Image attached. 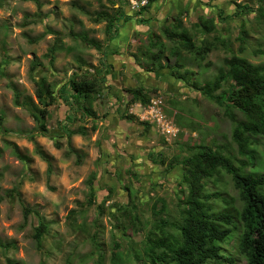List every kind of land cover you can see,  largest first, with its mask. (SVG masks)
<instances>
[{
    "label": "rangeland",
    "instance_id": "obj_1",
    "mask_svg": "<svg viewBox=\"0 0 264 264\" xmlns=\"http://www.w3.org/2000/svg\"><path fill=\"white\" fill-rule=\"evenodd\" d=\"M173 1L176 8L185 2ZM162 2L166 0H156L149 7L135 6L131 0H0V264L8 260L14 264H147L148 234L160 237L157 226L162 222L166 223L162 231L176 234L182 222L187 194L184 170L178 165L166 172L172 160L181 161L195 152L188 147L200 144L238 157L231 140L234 124L225 109L203 97L193 84L212 81L219 69H225L224 60L233 55L252 64L264 63V0H186V10L179 16L185 28L212 17L215 34H198L194 39L198 44L206 37L217 43L204 61L181 51L177 60L184 68L177 74L186 71L185 82L172 76L176 57L169 53L174 44L163 32L177 16L173 12L158 23L154 9ZM121 5L126 15L147 20L149 26L144 32L132 28L122 44L115 42L112 47L105 41V23L93 19L96 13L112 14ZM238 5L250 7L253 13L238 14ZM150 34L166 48L164 69L154 74L143 73L132 58L136 54L142 64L146 58L140 52L156 51L148 46ZM78 36L100 42L105 54ZM52 46L55 59L49 65ZM111 51L130 60L119 68L117 78L114 70H108ZM34 64L38 67L32 72ZM80 65L91 68L89 73L97 70L102 80L101 92L91 105L94 117L70 109L67 81ZM36 84L49 86L55 97L44 135L36 132L31 115L40 109ZM143 87L157 88L150 98L160 101L163 118L175 136L160 133L155 120L149 123L141 118L147 107H127L123 90ZM15 91L21 106L14 104ZM233 113L237 121L242 119ZM122 115L136 120L128 123ZM80 128L86 135L68 138L69 131ZM252 149L256 159L247 170L259 168L264 174V138H257ZM37 150L49 158L50 166ZM91 187L94 204L88 206ZM205 193L211 196L214 212L232 211L236 221L233 209H240L241 201L228 174L221 171L206 181ZM22 203L36 209L49 226L41 246L32 237L33 219H23ZM238 235L239 226L222 244V255L233 258L234 264H245L236 253ZM113 252L119 255L117 261Z\"/></svg>",
    "mask_w": 264,
    "mask_h": 264
},
{
    "label": "trees",
    "instance_id": "obj_2",
    "mask_svg": "<svg viewBox=\"0 0 264 264\" xmlns=\"http://www.w3.org/2000/svg\"><path fill=\"white\" fill-rule=\"evenodd\" d=\"M120 1L124 3L127 0ZM155 1L147 0V5L150 7ZM237 9L238 14L253 13L252 9L246 5H238ZM259 11L261 10L259 9ZM219 14V18L222 20L221 12ZM130 19L131 17L123 12V5H121L112 14L106 11L96 13L93 20L96 23H105V41L111 42L117 36V31L121 26L120 22H127ZM216 30V23L212 17L200 18L197 23L191 24L190 30L185 28L179 17L170 21V25L164 29L163 35L167 41L174 44L169 53L170 56L176 57L174 62L176 70L172 74L174 78L184 82L186 80L184 76L186 71L182 76L177 74L184 68L177 60L181 51L192 56L195 61H204L217 43V39L209 40L207 37L215 34ZM198 34L207 36L199 44L194 39ZM244 34L243 31L240 32V35ZM78 38L88 47L96 49L101 55L105 54L100 42L89 40L85 36H78ZM148 46L155 48L156 51L147 49L140 52V57L146 58L144 63L136 61V54L132 55V58L134 64L143 73L154 74L164 69L166 63L163 60L166 58V48L165 44L159 42L158 37L153 34L149 36ZM1 50L5 51L3 44ZM55 52V46H52L48 51L49 65L54 63ZM223 63L226 70L219 69L212 81L203 85L194 83L193 86L203 97L225 109V115L234 124L231 140L236 146L238 157L226 155L219 149L215 150L213 147L200 144L188 147L195 152L181 161L172 160L166 172H170L178 165L182 166L184 170L183 179L187 194L182 210V222L176 228V234L162 231L166 225L165 222L157 226V229L161 231L160 237H155L154 232L148 234L147 264H209L211 262L234 264L233 258L222 255V244L230 238L233 231L238 230V226L236 253L245 261V264H264V174L259 172V168H252V171L247 170L248 167L254 165L256 159L252 146L256 144L257 138H264V63L252 64L236 55L225 59ZM36 67L38 64L31 66L30 70L33 72ZM111 69L112 67L109 65L108 70L111 71ZM89 70L91 68L85 70V67L80 65L68 79L67 86L70 93L69 99L72 102L70 104L72 113L94 117L95 113L92 111L91 105L101 92L100 83L102 80L99 78L100 73L97 70L93 73H89ZM123 92L127 96V107L134 104L146 107L150 103V95L158 91L157 88L143 87L126 88ZM35 95L40 109L31 115L36 124V132L44 135L48 108L53 104L55 97L49 86L44 89L38 84H36ZM14 104L21 106L17 91H15ZM233 112L242 115V119L237 121ZM121 120L134 123L136 119L132 115H122ZM2 123L3 118L0 117V129ZM142 125H145L146 128L149 127L145 123ZM73 135L84 136L86 132L80 128L67 133L68 138ZM30 138L33 139L32 136ZM13 148L17 152V147L13 145ZM37 153L50 166L49 158L40 150H37ZM69 153H74V151L70 149ZM16 155L18 156V153ZM76 158L79 159L80 156L76 154ZM221 171L231 177L241 201L240 209H233L236 221H234L232 211L224 209L214 212L213 207L209 204L211 196L205 193L206 181L212 180ZM93 193L91 187V195L87 201L88 206L94 204ZM13 194L19 197V193L14 192ZM22 207L24 221L28 217L34 221L32 237L36 244L41 246L44 237L49 232V226L36 209L23 203ZM152 237L155 238L152 240ZM118 246L115 243V247L118 248ZM112 257L114 261H117L119 255L113 252ZM7 263L14 264L11 260H8Z\"/></svg>",
    "mask_w": 264,
    "mask_h": 264
},
{
    "label": "crops",
    "instance_id": "obj_3",
    "mask_svg": "<svg viewBox=\"0 0 264 264\" xmlns=\"http://www.w3.org/2000/svg\"><path fill=\"white\" fill-rule=\"evenodd\" d=\"M175 4H177V3H175L173 0H166V2H164V4H163V2L161 4H159L160 5V8H155L154 9V11L156 13V19H157V22L158 23L160 21L165 20L168 16L172 15L173 12H175V14H176L175 16L179 17L180 14H181V12L183 10H186V5H185L186 4V0H185L184 4L181 5L180 8H176ZM184 6H185V8H184ZM130 17H131L130 20H128L127 22H123V24L121 23V26H120V28L117 31V36L111 42H109V43H111V46L112 47L115 46L114 45V44H116L115 42H120V44H122V42H124V39H125L124 37L125 36L127 37V35H130V33H129L130 31L131 32L134 31L132 28H136L135 31L141 30L142 32H144V29L147 26H149L146 23L147 20H144V22H142L141 20H138L136 18H133L132 16H130ZM174 18L175 17L171 18V20L174 19ZM135 24L137 25V27H135ZM107 61H108V65H110L112 67L111 70L112 71L114 70L113 73L116 74V78L121 73V71L119 70V68L120 69H121V67H124L125 68V64H127V63L130 62V60L129 61H126V57H125L124 54L115 53L113 51H111V54H108L107 55ZM114 83H113V85H114ZM114 123L115 124L117 123L119 126L122 127V125H120V122H114Z\"/></svg>",
    "mask_w": 264,
    "mask_h": 264
},
{
    "label": "built area",
    "instance_id": "obj_4",
    "mask_svg": "<svg viewBox=\"0 0 264 264\" xmlns=\"http://www.w3.org/2000/svg\"><path fill=\"white\" fill-rule=\"evenodd\" d=\"M135 6H144L147 4V0H131ZM160 101L159 100H150V103L147 108L145 109L141 105L139 106L141 109L144 108L143 115L141 118L145 121H149V123H152L153 120L158 124V127L160 128V133L175 136L176 131L167 123L163 115L161 113V110L159 108ZM153 119V120H151Z\"/></svg>",
    "mask_w": 264,
    "mask_h": 264
}]
</instances>
